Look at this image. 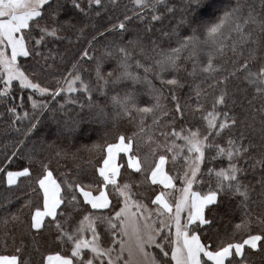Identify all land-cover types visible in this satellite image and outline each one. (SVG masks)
I'll use <instances>...</instances> for the list:
<instances>
[{
  "label": "snow or ice",
  "instance_id": "snow-or-ice-1",
  "mask_svg": "<svg viewBox=\"0 0 264 264\" xmlns=\"http://www.w3.org/2000/svg\"><path fill=\"white\" fill-rule=\"evenodd\" d=\"M109 3L120 8V0ZM93 5L104 2L87 0L85 7L82 0H0V99L10 96L14 82L53 98L82 91L87 103L81 110L87 107L105 137L85 146L94 173L87 183L55 174L50 160H39L37 169L32 155L23 157V140L13 142L12 150L5 145L0 179L17 188L27 181L36 202L28 196L0 220V264H250L246 249L264 253V0L259 11L251 0H186L180 33L164 23L173 11L167 0H133L118 24L103 31L92 25L87 48L62 51L60 43H71V35L84 36L89 25L77 13L88 17ZM134 20L147 21L143 33L131 27ZM113 32L117 39L98 51L99 39ZM173 36L175 46L163 47ZM85 60L95 66V84L82 75ZM109 60L115 68L105 75ZM58 61L71 67L50 88L42 77ZM181 71L193 78L203 74L188 86L194 91L188 104L176 95L186 84ZM232 79L253 92L240 111L229 88ZM128 81L147 85L149 99L114 91ZM32 106L47 107L36 100ZM8 111L15 114L16 108ZM121 119L135 121L134 129L119 130ZM22 158L27 164L17 163ZM257 165L258 200L252 198L254 184L246 182L248 168L256 171ZM122 169L144 177L152 188L148 202L137 198L131 183L120 182ZM232 198L239 200L240 215L228 232L220 224L225 216L236 219V209L221 208ZM51 228L55 247L41 251L37 236Z\"/></svg>",
  "mask_w": 264,
  "mask_h": 264
},
{
  "label": "trees",
  "instance_id": "trees-1",
  "mask_svg": "<svg viewBox=\"0 0 264 264\" xmlns=\"http://www.w3.org/2000/svg\"><path fill=\"white\" fill-rule=\"evenodd\" d=\"M84 1L87 0H82V4L87 7V3H84ZM103 2L104 7L101 8H96V6L93 5V10L88 17H84L82 14L77 13V19H82L84 24L89 25L85 30L90 32L88 35L85 33L84 36H81L79 39H77L75 35H71V43H69L68 40H64L60 43L59 46L62 51L68 50L70 54L78 53L79 47L82 44L85 45V37L90 39L91 35L94 34L92 25L100 27V30L103 31L104 27H108L110 24L117 23L123 19L121 13L123 12L125 5H127L129 9L133 7V0H120L119 9H113L109 0H103ZM251 2L256 5L257 11H259V0H251ZM185 3L186 0H167L168 7L172 8L173 11L167 13V19L164 23L165 25H168L169 23L173 25L178 33L183 31L180 26V21ZM97 11L100 12L99 16L96 15ZM146 23L147 21L141 23L134 20L131 27H134L143 33ZM159 27V25H156V35H159ZM116 39L117 35L115 32L106 34V36L100 38L99 43L96 44L97 50H101L103 46ZM176 40L177 37L173 36L171 42L164 43L163 47H174ZM184 55H187V53ZM228 56H232L231 52L228 53ZM201 59L204 60L205 58L201 56ZM82 64V75L84 79L86 81L90 80L95 84L94 64L86 60L82 61ZM258 66V64L254 65L253 70ZM70 67L71 64L65 66V64H61L58 61L57 66L50 69L49 73L42 77V83L50 88L57 87L56 78L65 74ZM226 67H232L231 60H229ZM113 68H115V61H107L104 66L105 75H107L108 71ZM186 68L189 71L191 70V61L186 62ZM140 71L142 72L143 70L141 69ZM179 75L181 79L186 81V84L185 88L176 90V95L180 98L181 104H188L190 103L189 98H194V91L189 90L188 86H194L203 78V74L197 75L193 78L189 76L186 71H181ZM153 82L159 86L158 80H154ZM201 86L205 87V85ZM229 88L234 92L237 101L236 111H240V105L246 106L247 100L252 98L253 92L251 88H248L247 91H245V84L241 79H232L229 83ZM114 91L120 92L121 94L125 91H135L140 94V100L149 99V96L147 95V85L143 83L133 85L128 81L117 86ZM208 91L211 90L209 89ZM111 94L112 92H110V95ZM69 97H71V100H75L76 103L70 102ZM98 98L103 102V98ZM45 99V104L47 105L46 108H42L34 116H25V113H28L31 110L30 100L37 101ZM65 99H68V101ZM81 103H87V95L82 91L76 93L65 92L60 96L53 98L50 94L42 95L40 93H34L32 90L21 88L17 82H14L10 96L0 99V161H3L4 159L5 145L8 146L9 150H12L13 142L23 140V157L32 155L36 159L34 166L37 169L39 168V160H50L51 167L55 170V174L59 175V173L63 172L69 175H77L80 179H83L85 183L89 182L93 178L94 173H91L90 166L86 163V161L91 159V154L85 151V146H90L93 143H96V140L97 143L103 142L105 137L103 136L101 125L90 119L87 107L81 110ZM255 103L259 106L258 100L255 101ZM61 104L64 105L62 110L60 109ZM10 107L16 108L15 114L8 111ZM169 107H173L172 102H169ZM151 122V119L148 118L147 123L151 124ZM32 124H36V128L31 132H28V129L31 128ZM68 124L73 125L70 130H67L68 132H62L60 129L55 130V126L58 127V125ZM75 127H77V129H75ZM118 127L121 131H131L135 127V121L121 119ZM109 129L114 131V129H111V125H109ZM25 133H27V135H25ZM107 139H110V137ZM77 149L80 151L77 152ZM21 162L27 164V159L22 158V161H17V163ZM12 168L16 169V164H13ZM256 168V171H253L251 167L248 168V179L246 182L254 184L252 198L258 200L261 197V188L259 184H255V181L260 178L259 165H257ZM127 174H129L128 180L132 181L133 191L135 193L142 192V200L148 202L149 198L152 197V188L144 182V177L137 175L134 170H129L125 172V175L122 173V176L119 177L121 183L124 181ZM0 176H2V174H0ZM28 196H31L33 202H36V196L30 193L27 181H24L20 184V187L17 188L16 186H8L6 179H0V220H2L8 212L19 209L20 205ZM238 204L239 200L237 198L225 201V204L221 208V212L226 213L230 208L236 209V219H233L232 216H225L220 224L221 230L231 232L233 224L238 222L240 215ZM22 216L25 221L28 220L29 210L27 208L23 209ZM9 227H11V225H9ZM2 230L3 224L0 223V231ZM20 231L21 228L18 226L17 235H19ZM54 231V228L47 229L44 231L43 236H37L41 251H44L48 247H55V244L52 242V233H54ZM245 251L250 264H264V253L258 250L253 251L249 249H246ZM33 258L34 260H38L39 256L34 255Z\"/></svg>",
  "mask_w": 264,
  "mask_h": 264
},
{
  "label": "rangeland",
  "instance_id": "rangeland-1",
  "mask_svg": "<svg viewBox=\"0 0 264 264\" xmlns=\"http://www.w3.org/2000/svg\"><path fill=\"white\" fill-rule=\"evenodd\" d=\"M84 3H87V1H84ZM120 22V21H119ZM119 22H117L116 24H118ZM89 32L90 31H87V30H85V33H87V35L89 34ZM86 42H87V40L85 41V45L84 44H82L80 47H79V49H78V52L79 51H81L82 49H84L85 47H87L88 46V44L86 45ZM21 62L23 63L24 62V60H23V58H21ZM18 83V82H17ZM77 87H79V85H77ZM29 90H31V89H29ZM66 101H68V99H65ZM45 101H46V99L45 100H37V103L38 104H40V103H44L45 104ZM30 106H31V110H30V112H28L29 114V116H34L35 114H37L38 113V111H40L42 108H39V107H37V108H33V106H32V100H30ZM71 127H73V125H71V124H68V125H58V127H56L55 126V130H58V129H60L62 132H68L67 130H70L71 129ZM57 128V129H56ZM75 129H77V127H75ZM96 143H97V140H96ZM180 162H178V164H179ZM90 169H91V173H93V169H92V167L90 166ZM129 170H131V169H129ZM129 170H127V171H129ZM126 171V172H127ZM122 173H124V175H125V171L122 169ZM137 175H139V176H142V175H140V174H137ZM143 177V176H142ZM128 178H129V174H127V176L125 177V179H124V181L123 182H125V181H127V182H129V183H131L132 184V181L131 180H128ZM119 179V178H118ZM122 182V183H123ZM146 184H148V183H146ZM149 185V184H148ZM137 194H138V197L137 198H139V199H142V196H143V194H142V192H137ZM150 195H151V193H150Z\"/></svg>",
  "mask_w": 264,
  "mask_h": 264
}]
</instances>
